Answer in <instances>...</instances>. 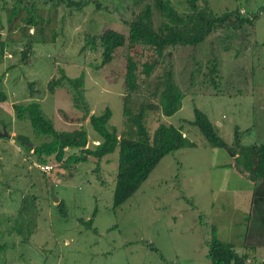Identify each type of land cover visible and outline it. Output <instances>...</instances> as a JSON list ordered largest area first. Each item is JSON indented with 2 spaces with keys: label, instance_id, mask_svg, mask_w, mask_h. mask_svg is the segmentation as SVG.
Masks as SVG:
<instances>
[{
  "label": "rangeland",
  "instance_id": "374dc122",
  "mask_svg": "<svg viewBox=\"0 0 264 264\" xmlns=\"http://www.w3.org/2000/svg\"><path fill=\"white\" fill-rule=\"evenodd\" d=\"M83 1L84 7L76 10L64 3L51 8L25 0L34 3L42 23L24 25V34L32 37L20 40L24 11L9 24L7 16L16 0H0L4 45L0 132L4 128L6 135L13 133L0 138V264H209L203 242L211 237V228L218 241L234 244L238 255L248 257L246 239L257 222L262 224L264 206L252 211L251 194L257 187L234 164L233 136L236 131L238 145L243 147L264 145V0H206L214 15L239 8L246 17L257 14V19L251 28L218 32L209 38L219 62L212 79L206 73V46L171 50L167 63L183 93L180 109L170 117L148 115L145 127L149 135L159 123L181 127L183 137L188 136L195 147L164 156L140 188L115 209L117 149L98 162L97 171V161L91 157L70 166L49 158L46 165L52 170L42 173L31 150L14 139L23 136L32 146L55 141L47 132L35 136L27 119L16 118L13 105L31 103L39 106L57 135L81 127L89 148L98 137L82 117L84 106L93 115L107 108L111 113L107 127L118 136L126 129L121 116L125 58L132 56L141 64L154 56L146 48L121 47L107 65L96 68L99 50L80 52L85 38L107 29L126 36L136 7L132 0ZM168 1L181 11L180 1ZM12 25L14 33L7 30ZM25 40L32 43L23 63L20 51ZM219 47L228 50L218 51ZM191 60L202 68L194 65L193 71ZM190 70L194 75L189 78ZM160 71L156 68L150 80ZM61 74L73 80L79 96L72 95L65 84L50 91L49 85ZM194 109L217 123L229 153L210 148L198 130L188 125ZM254 259L264 263V258Z\"/></svg>",
  "mask_w": 264,
  "mask_h": 264
},
{
  "label": "trees",
  "instance_id": "16d2710c",
  "mask_svg": "<svg viewBox=\"0 0 264 264\" xmlns=\"http://www.w3.org/2000/svg\"><path fill=\"white\" fill-rule=\"evenodd\" d=\"M42 5H50L55 8L64 3L65 7L80 10L84 7L83 0H35ZM181 8L179 12L172 7L168 0H132L136 10L132 12V18L127 24V35L124 36L113 30L107 29L96 36L85 38L80 52L86 50L96 52L99 50L100 63L98 67L107 65L116 49L125 47L133 49L141 47L148 49L153 54L150 61L138 64L132 56L125 58L123 74V90L121 96V116L126 129L121 135H117L113 128H108L107 123L111 117L110 111L105 108L99 115L89 114L87 107H83L82 117L86 118L92 131L97 135V144L89 148L87 136L81 127L77 132L58 134L52 130L51 123L42 114L39 106L35 103L27 105H13L17 119H27L35 136L53 134L56 141L41 142L32 146L25 137L16 135V142L23 146L26 151L31 150V155L37 166L46 165L49 158L58 164L66 166L84 162L88 157L95 159L98 170V162L113 153L117 149V167L114 187L112 191V209L119 207L130 198L148 178L159 161L166 155L180 149L192 148L194 145L182 135V128L171 125L157 124L151 135L145 127V119L148 115L170 117L175 114L181 105L183 93L175 82V77L168 62L171 50L177 49H200L206 46L205 63L206 73L214 77L217 75L218 59L212 53L214 43H208L209 38L216 33L238 32L246 26L251 28L257 19V14L246 17L239 8L214 15L207 6L206 0H178ZM23 4L22 8L16 7ZM264 10V9H263ZM20 11L24 16L20 21L22 27H39L42 21L36 13L33 2L16 0L9 10L7 23L11 24L14 17ZM40 20V21H38ZM23 34L20 40L32 35ZM14 25H12V28ZM1 29V25H0ZM9 32L10 30L7 29ZM216 42V41H215ZM24 49L20 51V60L25 63L31 50L32 40H25ZM199 46V47H198ZM220 50H228L222 47ZM244 50L242 51V53ZM236 54H239L236 52ZM4 55V45L0 41V63ZM200 64L197 60H191V67ZM212 64V66H211ZM201 68H202V64ZM156 68H161L159 75L150 80ZM192 70V68H191ZM190 70L189 78L194 75ZM81 78V77H80ZM82 80V78H81ZM63 84L67 85L72 95L79 96L73 80L61 74L60 78L53 80L49 89H56ZM31 98V94H29ZM0 99H3L0 95ZM81 100V98H78ZM155 99V102L152 100ZM195 127L210 148L223 149L229 153V148L219 137L216 129L198 110H193V119L187 122ZM233 146L237 156L234 164L239 165V170L246 173L247 179L257 189L251 194L252 211L261 210L264 206V145L240 146L238 145L237 132L234 131ZM75 151L66 155V151ZM230 155V154H229ZM61 206L60 203L57 204ZM264 213V211H263ZM261 223L257 222L254 233L264 235V217ZM91 225V220L87 222ZM261 228L263 230H261ZM211 237L203 243L206 247L205 257L209 264H246V256L238 255L231 243L218 241L214 237V229L211 228Z\"/></svg>",
  "mask_w": 264,
  "mask_h": 264
},
{
  "label": "crops",
  "instance_id": "0c3cea01",
  "mask_svg": "<svg viewBox=\"0 0 264 264\" xmlns=\"http://www.w3.org/2000/svg\"><path fill=\"white\" fill-rule=\"evenodd\" d=\"M12 30H14V29H11V31L10 32H12ZM15 31H13L12 33H14ZM0 37H1V34H0ZM213 126H214V128L216 129V131L219 129L218 128V125H217V123H214L213 121L212 122H210ZM218 128V129H217ZM217 133H218V131H217ZM12 134V136H13V133L11 132L10 133V135ZM9 135V136H10ZM218 135H219V133H218ZM11 137V136H10ZM184 137H186V139L189 141V142H191L194 146L192 147V148H194L195 147V144L189 139V137L188 136H184ZM97 144V141H94V145H96ZM226 164H228V162H226ZM214 230H215V228H214ZM232 237H233V235H232ZM233 246H234V244H233ZM245 246H248V249L250 250V252H251V254H249V256L247 257L246 255V264H258L257 263V260L256 259H254V258H257L258 260L261 258H264V235L263 234H257V233H252V234H250L248 237H247V239H246V244H245ZM261 247H263L262 248V250L260 249ZM253 251H252V250ZM244 250V249H243ZM254 251H256V253L254 252ZM252 252H254L255 254H256V256L255 257H252L251 255H253L252 254ZM237 253V252H236ZM237 254H239V253H237ZM244 255V254H243ZM262 261H264V260H262ZM260 264H264V263H260Z\"/></svg>",
  "mask_w": 264,
  "mask_h": 264
},
{
  "label": "built area",
  "instance_id": "2783aa9c",
  "mask_svg": "<svg viewBox=\"0 0 264 264\" xmlns=\"http://www.w3.org/2000/svg\"><path fill=\"white\" fill-rule=\"evenodd\" d=\"M37 169L42 173H48L49 171L52 170V166L51 165H40V166H37Z\"/></svg>",
  "mask_w": 264,
  "mask_h": 264
},
{
  "label": "water",
  "instance_id": "95a60500",
  "mask_svg": "<svg viewBox=\"0 0 264 264\" xmlns=\"http://www.w3.org/2000/svg\"><path fill=\"white\" fill-rule=\"evenodd\" d=\"M9 136L6 135L5 131H4V128H2V131L0 132V138H8ZM52 200L54 203H57V199L53 198L52 197Z\"/></svg>",
  "mask_w": 264,
  "mask_h": 264
}]
</instances>
